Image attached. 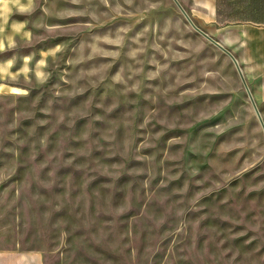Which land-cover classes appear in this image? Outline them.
<instances>
[{"label":"rangeland","instance_id":"374dc122","mask_svg":"<svg viewBox=\"0 0 264 264\" xmlns=\"http://www.w3.org/2000/svg\"><path fill=\"white\" fill-rule=\"evenodd\" d=\"M0 250L264 264V131L174 0H0Z\"/></svg>","mask_w":264,"mask_h":264},{"label":"crops","instance_id":"0c3cea01","mask_svg":"<svg viewBox=\"0 0 264 264\" xmlns=\"http://www.w3.org/2000/svg\"><path fill=\"white\" fill-rule=\"evenodd\" d=\"M179 1L192 20L202 22L201 28L234 54L264 121V0ZM0 264L44 261L37 250H0Z\"/></svg>","mask_w":264,"mask_h":264},{"label":"water","instance_id":"95a60500","mask_svg":"<svg viewBox=\"0 0 264 264\" xmlns=\"http://www.w3.org/2000/svg\"><path fill=\"white\" fill-rule=\"evenodd\" d=\"M174 2L176 3V5L179 7V9L181 10V12L185 15V17L187 18V20L189 21V23L192 25V27L197 30L200 34H202L204 37H206L208 40H210L212 43H214L216 46H218L221 50H223L226 54H228L230 56V58L233 60L238 72H239V75L241 77V80H242V83L248 93V96H249V99H250V102L253 106V109L258 117V120L263 128V131H264V121H263V118L261 116V113L258 109V106L251 94V91L249 89V86L246 82V79L243 75V72L241 70V67L239 66V63L236 59V57L234 56V54L228 50L225 46H223L218 40H216L214 37L210 36L208 33H206L204 30H202L200 27H198L194 21L190 18V16L188 15V13L186 12V10L184 9V7L182 6V4L180 3L179 0H174Z\"/></svg>","mask_w":264,"mask_h":264},{"label":"trees","instance_id":"16d2710c","mask_svg":"<svg viewBox=\"0 0 264 264\" xmlns=\"http://www.w3.org/2000/svg\"><path fill=\"white\" fill-rule=\"evenodd\" d=\"M230 9H227L226 12H229ZM219 22H222L221 20H219Z\"/></svg>","mask_w":264,"mask_h":264}]
</instances>
